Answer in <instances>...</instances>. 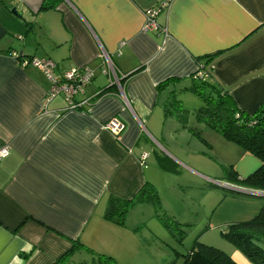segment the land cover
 Returning a JSON list of instances; mask_svg holds the SVG:
<instances>
[{
    "label": "crops",
    "instance_id": "0c3cea01",
    "mask_svg": "<svg viewBox=\"0 0 264 264\" xmlns=\"http://www.w3.org/2000/svg\"><path fill=\"white\" fill-rule=\"evenodd\" d=\"M161 1L0 0V148H9L0 160V264H54L75 244L61 264L86 260L85 248L118 264L129 259L138 236L126 221L103 218L108 196L130 198L153 182L149 137L162 135L170 95L193 94L199 69L240 110L264 104V0H170L155 17L159 29L143 30L145 11ZM13 51L52 60L57 72L91 67L75 97L88 102L68 109L56 95L43 107L50 80L37 66L21 67ZM112 118L124 125L118 135L105 128ZM193 118L204 141L214 136ZM169 120L172 134L196 137ZM259 165L242 149L233 163L240 177ZM229 255L252 264L236 249Z\"/></svg>",
    "mask_w": 264,
    "mask_h": 264
},
{
    "label": "rangeland",
    "instance_id": "374dc122",
    "mask_svg": "<svg viewBox=\"0 0 264 264\" xmlns=\"http://www.w3.org/2000/svg\"><path fill=\"white\" fill-rule=\"evenodd\" d=\"M175 98L188 111L185 126L195 127L193 110L201 105V101L188 92L177 94ZM169 118L176 122L174 117ZM169 118L162 135L149 133L155 142L149 137L147 147L157 152H152L157 157L155 164L151 163L154 157L149 152L146 165H153L149 168L152 166L155 176L150 184L158 194L161 210L152 203H143L128 211L126 223L134 227L138 244L132 255L129 253L130 258L126 256L119 264H182L183 256L196 240L230 254L235 249L224 237L229 224L251 219L262 205L260 197L222 185L246 189L228 182L226 177V171L234 170L233 163L239 156L241 148L237 143L209 128L206 132H212L218 139L212 135L204 141L187 131L184 135L172 134ZM177 126L181 124L177 122ZM201 136L205 139V134L201 133ZM160 216L169 220L172 231L164 226ZM258 245L264 249V241ZM87 254L86 260L78 258L67 264L89 263L91 255Z\"/></svg>",
    "mask_w": 264,
    "mask_h": 264
},
{
    "label": "trees",
    "instance_id": "16d2710c",
    "mask_svg": "<svg viewBox=\"0 0 264 264\" xmlns=\"http://www.w3.org/2000/svg\"><path fill=\"white\" fill-rule=\"evenodd\" d=\"M44 8L45 4L42 2L41 9ZM202 71L206 75L205 78L194 79L191 76L192 85L189 89L201 101V105L193 110V115L198 121L203 122L228 141H234L243 151L251 153L259 160L260 165L257 169L245 177H240L232 169L226 171L227 181L246 189L264 192V104L252 114L240 110L229 92L211 82L206 69ZM110 90L111 86L101 92L106 93ZM163 107L165 118L174 117L182 127H185L188 111L182 108L180 100L175 99L172 94L164 102ZM188 130L202 139L198 131L192 128ZM260 198L262 205L254 217L229 224L224 233L225 239L252 264H264V249L258 245L259 242L264 241V196ZM143 203H152L161 210L158 194L153 185L148 182H145L130 198L109 195L103 218L116 225L124 226L128 211ZM160 219L164 226L172 231L173 225L169 220L163 216H160ZM79 245L72 246L54 264H61L68 259L74 248ZM85 249L91 254V260L89 263L80 264H118L110 255L95 253L89 248ZM182 264L237 263L229 254L196 240L189 252L183 256Z\"/></svg>",
    "mask_w": 264,
    "mask_h": 264
},
{
    "label": "built area",
    "instance_id": "2783aa9c",
    "mask_svg": "<svg viewBox=\"0 0 264 264\" xmlns=\"http://www.w3.org/2000/svg\"><path fill=\"white\" fill-rule=\"evenodd\" d=\"M169 2L170 0H163L157 6L145 11L143 30L151 31L159 29V26L156 24L155 17L161 9L168 5ZM10 55L12 58H15L16 62H18L21 67H24L28 64L39 67L50 80L51 86L43 100V107H45L48 101L56 95L63 96L68 104V109L80 107L83 103L88 102L87 99L78 101L75 100L77 95L84 92L85 87L89 84L94 76V70L88 65L57 72L55 70L56 64L52 60L21 57L16 51L11 52ZM205 77L206 75L200 69L193 74L194 79H201ZM114 83L119 86L117 78H115ZM105 128L110 130L113 134L118 135L124 129V125L118 119L112 118L105 124ZM8 154L9 148L7 146L0 148V160L5 158ZM146 156L147 154L143 153L141 155V161H144Z\"/></svg>",
    "mask_w": 264,
    "mask_h": 264
},
{
    "label": "water",
    "instance_id": "95a60500",
    "mask_svg": "<svg viewBox=\"0 0 264 264\" xmlns=\"http://www.w3.org/2000/svg\"><path fill=\"white\" fill-rule=\"evenodd\" d=\"M11 12L14 15H17V12H16L15 8H11ZM240 191L243 192V193H247V194H252V195L254 194V195L264 196V192H261V191L250 190V189H243V188H241Z\"/></svg>",
    "mask_w": 264,
    "mask_h": 264
},
{
    "label": "flooded vegetation",
    "instance_id": "af4514ba",
    "mask_svg": "<svg viewBox=\"0 0 264 264\" xmlns=\"http://www.w3.org/2000/svg\"><path fill=\"white\" fill-rule=\"evenodd\" d=\"M118 82H119V80H118Z\"/></svg>",
    "mask_w": 264,
    "mask_h": 264
}]
</instances>
